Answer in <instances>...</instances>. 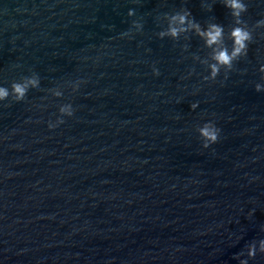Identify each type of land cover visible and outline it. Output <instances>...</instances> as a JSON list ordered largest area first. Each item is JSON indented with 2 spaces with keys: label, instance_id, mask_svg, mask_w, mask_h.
<instances>
[{
  "label": "clouds",
  "instance_id": "1",
  "mask_svg": "<svg viewBox=\"0 0 264 264\" xmlns=\"http://www.w3.org/2000/svg\"><path fill=\"white\" fill-rule=\"evenodd\" d=\"M224 6L231 10V15L234 18L235 26L230 31V37L232 40V50H229L224 47L216 50L214 52L213 63L211 67V75L213 78L219 73L218 66H225L228 69H231L233 61L239 59L242 56L247 55L248 46L253 40L252 31L246 26V23L241 19L242 13H245L247 5L243 0H224ZM211 11V7L207 9ZM129 15H134L133 10H129ZM190 10H185L183 13H176L171 15L169 19L168 30L166 32H160L159 35L162 38L165 35H169L173 38H177L181 32L189 31L194 29L196 33L205 39L208 46L220 44L223 41L224 36V27L216 23L208 24L206 29H202L201 26L191 17ZM134 27L140 29L142 25L139 22H133ZM264 26V20L257 22L256 27ZM261 71L264 72V65L261 66ZM155 75H159L157 69H153ZM39 80L37 77L26 79L23 83H13L12 92L15 95L17 101L24 99L27 94L29 86L36 87L38 86ZM257 92L264 90V86L257 84L255 86ZM9 96V91L7 88L0 87V100L7 99ZM191 108L197 107V104L190 105ZM61 111H68L67 109H61ZM71 115V112H68ZM51 127V126H50ZM220 129L215 126L212 122H206L199 130L200 135L204 138L203 147L208 148L210 145L215 144L218 141ZM260 251L264 252V240L260 241ZM250 256L255 257L256 248L254 245L250 246L249 253ZM246 264V262H243Z\"/></svg>",
  "mask_w": 264,
  "mask_h": 264
}]
</instances>
